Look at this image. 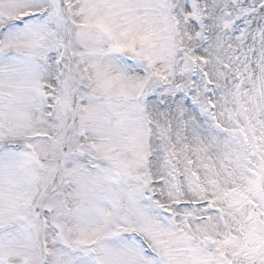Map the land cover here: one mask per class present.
<instances>
[{
	"label": "snow or ice",
	"instance_id": "1",
	"mask_svg": "<svg viewBox=\"0 0 264 264\" xmlns=\"http://www.w3.org/2000/svg\"><path fill=\"white\" fill-rule=\"evenodd\" d=\"M0 264H264V0H0Z\"/></svg>",
	"mask_w": 264,
	"mask_h": 264
}]
</instances>
